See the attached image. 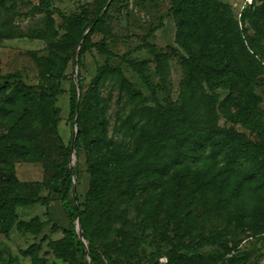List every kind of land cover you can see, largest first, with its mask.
I'll return each mask as SVG.
<instances>
[{
  "label": "rangeland",
  "instance_id": "rangeland-1",
  "mask_svg": "<svg viewBox=\"0 0 264 264\" xmlns=\"http://www.w3.org/2000/svg\"><path fill=\"white\" fill-rule=\"evenodd\" d=\"M51 1V9L58 10L49 16L41 0H0V104L7 103L0 110V159L7 161L10 177L0 176V203L5 205L0 204V264L89 261L87 253L73 251L67 244L69 221L55 192L62 156L53 124L68 144L70 78L75 71L74 51L80 46L68 33L92 30L81 60L82 100L102 73L99 103L81 119L89 133L103 127L101 114L109 136L116 140L123 138L122 123L141 120L140 131L151 144L152 136L166 130L169 115L174 116L185 77L194 78L196 85L200 82L197 70L187 64L188 52L177 41L173 0ZM215 1L228 7L227 32L209 24ZM187 2L192 12L186 14L185 25L190 37H198L200 48L211 57L217 48L228 58L224 45H229L250 75L237 87L206 88L216 95L219 137L246 153L243 171L222 173L227 158L219 149L210 160L175 171L153 142L152 162L150 166L142 162L138 175L131 167L121 174L118 165L103 164L110 191L108 203L102 204L90 194L93 162L88 160L84 142L79 157L73 156L76 191L82 209L89 213L86 227L109 264H264V186L255 187L264 184V0ZM101 12L105 13L102 23L94 25L92 20ZM234 20L243 41L230 33ZM244 45L258 55H246ZM134 63H140L139 68ZM8 74H14L9 82L4 79ZM19 83L26 86V95L9 100L7 95ZM247 105L256 109L260 118L256 125L239 118ZM136 139L137 135L127 136L124 142L136 147ZM166 166L168 172H164ZM206 173L212 188L199 191L192 205L179 209L177 196L165 190L166 181L177 184L184 178L189 187L200 186ZM41 197L49 202L39 201ZM77 229L81 230L79 223ZM176 232L185 233L188 241L178 253L173 250Z\"/></svg>",
  "mask_w": 264,
  "mask_h": 264
},
{
  "label": "trees",
  "instance_id": "trees-1",
  "mask_svg": "<svg viewBox=\"0 0 264 264\" xmlns=\"http://www.w3.org/2000/svg\"><path fill=\"white\" fill-rule=\"evenodd\" d=\"M187 1L188 0H173L172 10L178 26L177 41L188 52L189 58L187 64L189 68L197 70L196 78H198L200 82L196 85L197 83L192 82L194 78L185 77L182 83L181 100L175 105L174 116L169 115L168 122L166 123V130L159 136L157 134L152 136V139H150L152 142L151 144L154 142V146L161 147L160 150L163 159L168 160L172 167L176 169L175 171L186 168V166L189 165L202 164L210 160L219 149L221 152L219 154L227 158V163L225 167L221 169V172L226 175H236L243 171V162L246 158V153L242 151L239 145L232 144L225 138L219 137L222 129L219 127L216 120L217 99L213 97L216 95L214 93L210 94L207 90L214 91L217 87H222L224 85L237 87L241 85V83H244V80L250 78V75L243 70L234 52L232 53L229 50V45H224L225 51H229L228 58L224 57L223 52L220 49L217 50V48L215 54L211 57L209 51L203 49L204 47H202V49L200 48L201 44L197 40L198 37H190L191 32L185 27L187 23L186 14L188 12L190 14L191 12V5L190 3L187 4ZM51 3V0H41V5L47 10L49 16H52L54 10H58L57 7L52 10ZM227 8L228 7L221 2H214L211 13L208 16L211 18V23H209L211 27L218 28V31L227 32V26L225 25V12ZM260 9L261 8H258L255 12L259 13ZM104 15L105 13L101 12L92 20V23L94 25L102 23ZM68 20H70L69 17L65 18V22ZM231 20L233 19L231 18ZM229 28L230 33L235 37L240 36V39L243 41L241 35L238 34L239 29L237 21H232ZM152 32L153 30H151V33ZM91 33L92 30L87 33H79L78 35L68 33L74 41L80 43V46L79 48L76 47L74 51L73 65L75 71L70 78L72 135L68 144H65L60 138L56 130L57 124L55 122L53 124L55 133L59 139L58 142L61 147L62 156V169L55 192L61 202L66 218L69 221V230L66 231L67 244L73 251H82L84 254L87 253L89 261L86 264H109L108 256L105 251L96 243L93 234L88 231L86 227V219L89 213L87 209H82V205L79 202L76 191L77 169L73 165V156L79 157L82 145L85 142L88 160L93 162L91 164V174L94 181L91 186L90 194L99 197L101 203L105 204L108 203L110 178L108 174H103V164L106 165L107 168L118 165L121 174L126 168L131 167L135 170L134 173L138 175V168L142 166V162H146L147 165L150 166L149 161L152 162L150 155L153 153V150L150 149L152 146L147 139L148 135H146L144 131H140L142 124L141 120L137 121L136 124H134L135 121L122 123L119 133L122 134L123 138L121 139L120 137L118 140L109 136L105 126L104 114H101L100 117L103 127L99 132L89 133L81 123V119L84 117L86 111H88L93 104L99 103L97 88L102 77V73L100 72L99 76L93 81L86 97L82 100L80 95L83 82L81 60L87 49V43L90 40ZM244 52L252 58L258 55L256 50L249 49L246 45H244ZM258 63L261 65V62L258 61ZM134 65L138 67L140 63H134ZM4 79L9 82L14 79V74H8L4 76ZM244 90H247V87H245ZM25 95L26 86L19 83V85H16L7 96L10 97L9 100H11L13 97L16 99L17 97H24ZM0 106L1 110L4 106H7V103H2ZM201 109L204 110L203 113H201ZM244 110L245 111L241 112L239 118L244 117L249 123L256 125V119L259 118L257 117L256 109H254L253 106L247 105ZM133 116L132 114L131 117ZM178 118H180V124L176 125L175 119L177 120ZM136 135V147H134L133 144L130 145L129 141L124 142L127 136L132 138ZM142 154L143 156H141ZM145 154H149V156L145 157ZM6 163L7 161L0 159V176L10 180L8 173H6L8 170V167L5 165ZM147 165L143 166L146 167ZM261 169L262 167L259 168L258 171ZM168 170L169 168L167 166L164 167V172H168ZM238 181L241 182V179L239 178ZM212 186L211 176L207 173L203 177V182L200 186L196 183L195 186L191 184L189 187L184 178L177 184H175L172 179H169L164 185L166 192L171 193L172 197L173 193L175 197L177 196L178 201H175V205L179 209H184L185 206L192 205L199 191L211 189ZM220 186L221 185L218 184L217 188H220ZM260 186H264V184L260 183L255 187ZM39 201L48 203L49 198L41 197ZM0 204L5 206L2 203ZM107 209L108 212H110L111 205H109ZM1 213L0 211V214ZM77 223L80 224V231L77 229ZM159 230L163 232V235L167 236V233H164L167 231L166 229L160 227ZM173 230H175L174 227ZM185 236V233H177L175 235L176 242L173 248L175 252L178 253L188 245ZM193 242L195 243V241ZM193 242L189 241V244Z\"/></svg>",
  "mask_w": 264,
  "mask_h": 264
},
{
  "label": "water",
  "instance_id": "water-1",
  "mask_svg": "<svg viewBox=\"0 0 264 264\" xmlns=\"http://www.w3.org/2000/svg\"><path fill=\"white\" fill-rule=\"evenodd\" d=\"M78 114V113H77ZM76 122H77V117H76ZM86 249H87V247H86Z\"/></svg>",
  "mask_w": 264,
  "mask_h": 264
}]
</instances>
